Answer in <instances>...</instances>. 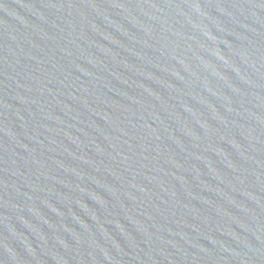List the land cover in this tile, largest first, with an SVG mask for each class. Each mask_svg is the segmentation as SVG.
I'll return each instance as SVG.
<instances>
[{"label":"water","instance_id":"obj_1","mask_svg":"<svg viewBox=\"0 0 264 264\" xmlns=\"http://www.w3.org/2000/svg\"><path fill=\"white\" fill-rule=\"evenodd\" d=\"M0 264H264V0H0Z\"/></svg>","mask_w":264,"mask_h":264}]
</instances>
